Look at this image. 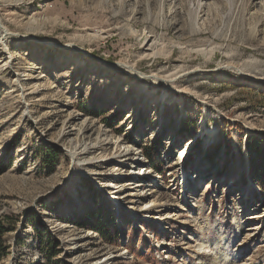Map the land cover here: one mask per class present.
Segmentation results:
<instances>
[{
    "label": "rangeland",
    "instance_id": "obj_1",
    "mask_svg": "<svg viewBox=\"0 0 264 264\" xmlns=\"http://www.w3.org/2000/svg\"><path fill=\"white\" fill-rule=\"evenodd\" d=\"M0 13L15 34L12 71L46 76L27 118L0 64V219L14 223L0 264H39L34 226L68 264H264V193L247 149L264 146V0H0ZM123 62L181 75L138 79L112 66ZM228 63L242 73L219 70ZM98 138L114 144L75 161L64 151ZM151 143L162 174L142 154ZM127 148L124 166L106 161ZM99 210L115 246L76 224Z\"/></svg>",
    "mask_w": 264,
    "mask_h": 264
},
{
    "label": "bare ground",
    "instance_id": "obj_2",
    "mask_svg": "<svg viewBox=\"0 0 264 264\" xmlns=\"http://www.w3.org/2000/svg\"><path fill=\"white\" fill-rule=\"evenodd\" d=\"M13 36H15V34H13L12 32L9 31V29L4 25V23L2 22V20L0 18V64H2L1 66H4V69L6 71H8L10 73H13L14 87L17 86L18 91H19L18 94H19V97H20V99L22 101V104H23V107H24L23 115L25 117H27V118H30L31 117V111L29 110V103L26 102V99L25 98L27 96H29L30 94L37 93L35 91V89L38 86H41V84L45 82L46 76L42 74L41 69L39 67H37V66L34 67V69L32 70V72H30L29 74L24 73V70L21 71V72H20V70H17V71H14V72L12 71V66H13V62L12 61L13 60L8 55H9V45H10L9 44V41H10V39ZM146 40H147L146 41L147 44L149 42H151V39L150 38H146ZM151 44H152V42H151ZM66 48H69V49H72V50L74 49V51H76V52H79L80 51L73 44H71V45L68 44L66 46ZM146 50L150 51L149 48H147ZM153 54L154 53L151 52V54H146V56H148V55L149 56H153ZM112 66L115 67V68H118L121 72H124V73H126V74H128L130 76H134V77H136L138 79H150L153 82L163 83L165 85L166 84L167 85L173 84L175 82V80L178 79L180 77V75H181V74H179V72H170V73H168L166 75H158V74H154V73H151V74L147 75V74H144V73L140 72L135 65H131L129 63H124V62L123 63H114ZM219 70L220 71H230V70H233L235 72L242 73L238 67L234 66L231 63H228V64H225V65L221 66L219 68ZM23 84H28L29 87H30V90L28 91L27 88H24L23 87L24 86ZM77 116H74L73 117V120L74 119H77L76 118ZM101 134H103V133H101ZM90 142L87 143L85 146H83V148L80 149V150L74 148L73 150L64 149V151L69 155V157L73 161H75L81 155H86L87 153H94L95 150L100 149V147L101 148H107V147L110 148V146L112 144H114L111 139H104V138H98L92 144H90ZM122 151H121V153H118L116 156H114V155H111L109 157H106L105 156L106 159L108 158L107 160L106 159L105 160L107 162H110V161L113 160V157H117L118 160L120 159L121 162L123 161L122 164L124 166V164H127V162L130 161V156L135 155V154L133 152V149H130V148L124 149ZM186 153L187 152L181 151L180 156H179V159L181 158V160H183V158H185L186 155H187ZM102 160L99 161V162H102ZM92 176H93L94 180H97L100 177L101 178H106L107 175L104 172H102V173L96 172V173H93ZM115 177L117 179V183L119 182V185L116 188L118 189V192H122L123 189H121V188H124V185L123 184H120V182H122V180H124L127 177H129V175L127 173H125L124 171H118V173L116 174ZM106 186L108 188H110L108 185H104V186H101V187L106 188ZM246 195H248V194H247L246 190L244 189L243 190V193L240 195V197L241 198H244V197H246ZM120 200L121 201H128L127 200V195L121 196ZM166 218H168V217H164V219H166ZM157 219L158 220H161L160 218H157ZM73 240H74V244H75L76 248H78V246L80 245V243L83 241L82 238L81 239H73ZM112 257L113 258H119L120 255H114ZM10 263H11V258H8L4 262V264H10Z\"/></svg>",
    "mask_w": 264,
    "mask_h": 264
},
{
    "label": "trees",
    "instance_id": "obj_3",
    "mask_svg": "<svg viewBox=\"0 0 264 264\" xmlns=\"http://www.w3.org/2000/svg\"><path fill=\"white\" fill-rule=\"evenodd\" d=\"M159 149L160 147H157L155 143H151L149 146H144L142 154L147 166L162 174V171L158 168ZM247 149L249 153H252V157L250 158L252 163L251 178L259 186L262 193H264V146H261L260 141L251 142L249 140ZM55 156L52 157L53 160H55ZM11 221L12 218L10 216L0 219V261L8 254V247L5 244L4 237L13 230L14 223ZM80 223L83 228L95 232L101 240H104L111 246L118 244V233L112 215L108 211L99 210L98 212H92L79 217L76 224L80 225ZM33 229L34 240L40 257L39 264H68L58 258L60 254L58 242L44 233L43 229L37 226H34Z\"/></svg>",
    "mask_w": 264,
    "mask_h": 264
}]
</instances>
